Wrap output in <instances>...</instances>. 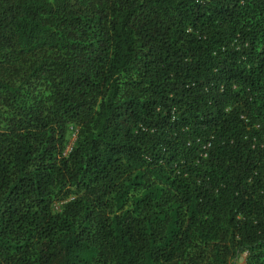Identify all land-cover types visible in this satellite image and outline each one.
Listing matches in <instances>:
<instances>
[{
  "label": "trees",
  "instance_id": "obj_1",
  "mask_svg": "<svg viewBox=\"0 0 264 264\" xmlns=\"http://www.w3.org/2000/svg\"><path fill=\"white\" fill-rule=\"evenodd\" d=\"M243 254L264 264V0H0V264Z\"/></svg>",
  "mask_w": 264,
  "mask_h": 264
},
{
  "label": "rangeland",
  "instance_id": "obj_2",
  "mask_svg": "<svg viewBox=\"0 0 264 264\" xmlns=\"http://www.w3.org/2000/svg\"><path fill=\"white\" fill-rule=\"evenodd\" d=\"M71 139H72V142H71V143H73V140L75 139V138H74V134H73V137H72ZM245 259H246V254H243V255L241 256V258H240V262H241L242 264H244V263H245Z\"/></svg>",
  "mask_w": 264,
  "mask_h": 264
},
{
  "label": "built area",
  "instance_id": "obj_3",
  "mask_svg": "<svg viewBox=\"0 0 264 264\" xmlns=\"http://www.w3.org/2000/svg\"><path fill=\"white\" fill-rule=\"evenodd\" d=\"M71 145H72V143L69 145V147H68V149L70 150L71 149Z\"/></svg>",
  "mask_w": 264,
  "mask_h": 264
}]
</instances>
